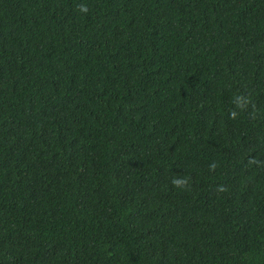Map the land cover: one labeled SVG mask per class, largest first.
Listing matches in <instances>:
<instances>
[{
  "label": "trees",
  "instance_id": "obj_1",
  "mask_svg": "<svg viewBox=\"0 0 264 264\" xmlns=\"http://www.w3.org/2000/svg\"><path fill=\"white\" fill-rule=\"evenodd\" d=\"M0 264H264V0H0Z\"/></svg>",
  "mask_w": 264,
  "mask_h": 264
},
{
  "label": "clouds",
  "instance_id": "obj_2",
  "mask_svg": "<svg viewBox=\"0 0 264 264\" xmlns=\"http://www.w3.org/2000/svg\"><path fill=\"white\" fill-rule=\"evenodd\" d=\"M79 10L81 12H85L86 13L88 9H87L86 5H81V6H79ZM235 103H236V106L238 108H243L245 106V104L247 103V101H245L243 97L237 96L235 98ZM230 115H231L232 118H235L237 113L235 111H233ZM210 167H214V166H210ZM172 184H173V186H175V187H177L179 189H185V186L188 184V180L187 179L173 178ZM218 190L219 191H225L226 189H224L223 187H220Z\"/></svg>",
  "mask_w": 264,
  "mask_h": 264
}]
</instances>
